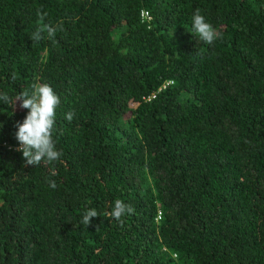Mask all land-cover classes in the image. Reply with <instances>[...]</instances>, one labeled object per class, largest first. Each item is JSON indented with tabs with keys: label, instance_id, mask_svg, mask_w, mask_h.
I'll use <instances>...</instances> for the list:
<instances>
[{
	"label": "trees",
	"instance_id": "1",
	"mask_svg": "<svg viewBox=\"0 0 264 264\" xmlns=\"http://www.w3.org/2000/svg\"><path fill=\"white\" fill-rule=\"evenodd\" d=\"M35 82L63 156L26 166L0 101V264H264V0H0V92Z\"/></svg>",
	"mask_w": 264,
	"mask_h": 264
},
{
	"label": "clouds",
	"instance_id": "2",
	"mask_svg": "<svg viewBox=\"0 0 264 264\" xmlns=\"http://www.w3.org/2000/svg\"><path fill=\"white\" fill-rule=\"evenodd\" d=\"M37 16L39 26L30 36L34 44L45 39L44 33H47L48 39L54 40L56 32L63 30V21H59L55 25L46 22L48 14L39 10ZM192 27L195 36L206 45H212L218 38L216 29L201 14L200 9H196L192 16ZM15 79L16 76L13 73L12 80ZM0 101L5 105L12 106L13 109L16 107L17 101H22L20 107L29 110L23 122L17 123L18 131L15 134L20 145L18 151L22 152L26 166H39L41 163L52 164L59 161L63 152L57 149L53 137L56 129V109L59 107L61 99L54 88L49 83L35 82L30 86V90L21 91L15 98L9 96L7 92H0ZM74 116V112H69L65 115V119L71 122ZM55 174V170H53L52 175ZM48 183L52 189L57 188L55 180L49 179ZM134 213L135 209L131 205L118 198L113 202L111 211L104 215L118 221L122 227L125 223L124 217ZM98 216L100 214L95 208L87 209L82 216V224L88 227L92 218Z\"/></svg>",
	"mask_w": 264,
	"mask_h": 264
},
{
	"label": "built area",
	"instance_id": "3",
	"mask_svg": "<svg viewBox=\"0 0 264 264\" xmlns=\"http://www.w3.org/2000/svg\"><path fill=\"white\" fill-rule=\"evenodd\" d=\"M141 16H142L145 20H149V19H150V16H149L148 12H146V11H142Z\"/></svg>",
	"mask_w": 264,
	"mask_h": 264
},
{
	"label": "rangeland",
	"instance_id": "4",
	"mask_svg": "<svg viewBox=\"0 0 264 264\" xmlns=\"http://www.w3.org/2000/svg\"><path fill=\"white\" fill-rule=\"evenodd\" d=\"M130 106L134 108L136 106V103L130 102Z\"/></svg>",
	"mask_w": 264,
	"mask_h": 264
}]
</instances>
